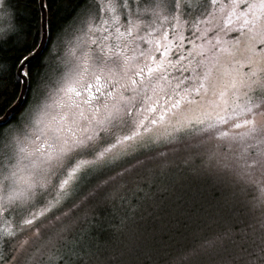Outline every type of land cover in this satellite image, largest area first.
I'll return each mask as SVG.
<instances>
[{
    "label": "snow or ice",
    "instance_id": "1",
    "mask_svg": "<svg viewBox=\"0 0 264 264\" xmlns=\"http://www.w3.org/2000/svg\"><path fill=\"white\" fill-rule=\"evenodd\" d=\"M20 2L0 264H264V0Z\"/></svg>",
    "mask_w": 264,
    "mask_h": 264
},
{
    "label": "trees",
    "instance_id": "2",
    "mask_svg": "<svg viewBox=\"0 0 264 264\" xmlns=\"http://www.w3.org/2000/svg\"><path fill=\"white\" fill-rule=\"evenodd\" d=\"M23 0H21V2H20V9H21V11L23 12ZM29 19H31V18H29Z\"/></svg>",
    "mask_w": 264,
    "mask_h": 264
}]
</instances>
